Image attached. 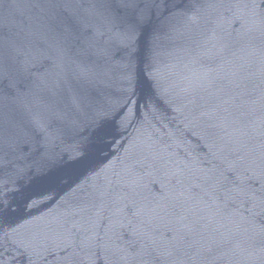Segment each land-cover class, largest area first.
<instances>
[{
    "label": "water",
    "instance_id": "1",
    "mask_svg": "<svg viewBox=\"0 0 264 264\" xmlns=\"http://www.w3.org/2000/svg\"><path fill=\"white\" fill-rule=\"evenodd\" d=\"M0 264H264V0H0Z\"/></svg>",
    "mask_w": 264,
    "mask_h": 264
}]
</instances>
